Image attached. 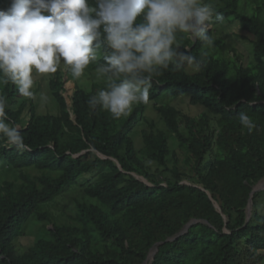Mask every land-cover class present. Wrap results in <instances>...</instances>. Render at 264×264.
Here are the masks:
<instances>
[{"label": "trees", "instance_id": "16d2710c", "mask_svg": "<svg viewBox=\"0 0 264 264\" xmlns=\"http://www.w3.org/2000/svg\"><path fill=\"white\" fill-rule=\"evenodd\" d=\"M212 6L251 37V61L225 54L221 42L210 48L178 34L180 50L203 59L201 70L170 66L153 78L149 102L135 105L126 118L91 111L87 100L102 83L84 86L71 75L70 108L60 68L39 80L47 85L45 94L34 92L38 100L0 83L9 120L31 148L0 149V162L14 174L0 183V264H142L158 242L148 264H264L258 211L264 190L253 194L246 223L253 186L264 178V0H216ZM95 67L87 68L93 77ZM180 97L201 114L172 106ZM149 108L165 129H153ZM241 111L256 124L251 134L239 122ZM141 123L149 130L139 131L138 143ZM191 219L200 221L166 241ZM42 230L47 235L32 244L19 243Z\"/></svg>", "mask_w": 264, "mask_h": 264}, {"label": "clouds", "instance_id": "9594fccd", "mask_svg": "<svg viewBox=\"0 0 264 264\" xmlns=\"http://www.w3.org/2000/svg\"><path fill=\"white\" fill-rule=\"evenodd\" d=\"M5 1L11 4L0 7V83H11L18 95L34 100V73L50 75L60 68L65 84L73 81L69 75L79 79L95 63L103 87L88 98V107L114 119L147 104L153 78L170 66L200 71L203 59L180 50L178 34L212 46L209 25L223 19L205 0ZM7 108L0 95V149L30 152ZM238 115L251 134L252 118L244 111Z\"/></svg>", "mask_w": 264, "mask_h": 264}, {"label": "rangeland", "instance_id": "374dc122", "mask_svg": "<svg viewBox=\"0 0 264 264\" xmlns=\"http://www.w3.org/2000/svg\"><path fill=\"white\" fill-rule=\"evenodd\" d=\"M205 2L210 3V4H215L216 0H205ZM11 3H6L5 0H0V7H6L8 8L10 6ZM215 26V27H214ZM209 25V31H212V39L214 41V43H218L221 42L222 46H223V52L229 56H233L234 54L237 56H240V61L241 62H248L251 61V50H252V42H251V37L247 36L248 38H244L243 36L245 35L244 32H242V30L240 29L238 24H235L231 19H223L220 22L216 23L215 25ZM190 38V37H189ZM191 39V38H190ZM214 47V45L209 46ZM95 65V63H94ZM89 69V66L87 67ZM85 69L84 72H86L85 77H83V75L78 79L79 81H81L83 83V85L85 86L84 83H89L88 86H91L90 83H95L98 82L96 77H93V73L91 72V70ZM190 68H188L187 70H189ZM91 74L89 76H87L88 74ZM48 75H38L34 73V82L35 84V88L32 89L34 92H38L41 94H45L46 90V83L42 81L41 85L37 84L40 83L39 80H46ZM100 83V82H98ZM2 84V83H1ZM74 82L71 81L68 83L64 84V92L63 95L66 98V101L69 102V107L71 108L72 106V96L74 94ZM38 93V94H39ZM18 95V94H17ZM18 97H21V95H18ZM183 97L174 99L171 101V105L182 110L183 112L191 115L192 117H198L199 114H201L202 112V108L200 107H191L188 102L186 101V99H181ZM39 98H36V100H38ZM47 99H42V103H45L46 105V101ZM20 101V100H19ZM18 101V103H19ZM38 103V102H37ZM40 104V103H38ZM44 105V106H45ZM48 110V109H47ZM45 111V110H44ZM146 117L149 121L153 120L154 123V127L153 129L155 131H157L158 129H165V124L163 123L161 116L152 108H149L147 110L146 113ZM211 123V127L215 128L216 124H214V122H210ZM143 129H147L149 130V126L145 123H141L138 126V134H135V140L138 141V143H141L142 138L140 136V132ZM171 149H176L177 146V142L175 139L171 138V140H169ZM179 156L182 158V154H179ZM14 174L13 173H8L6 168L3 167V164L0 162V183L7 181V180H14ZM139 176V175H138ZM142 177V176H140ZM184 182L189 183V180H184ZM148 183V182H147ZM264 190V189H262ZM261 190V191H262ZM258 211L260 212L261 215L264 216V193L261 194L260 198L258 199ZM50 228V227H49ZM47 235V232L45 230L39 231L37 236L35 235H27V236H23L20 237L18 239L19 243L22 245H30L32 244L33 241H35L38 237H44ZM264 254V252H262Z\"/></svg>", "mask_w": 264, "mask_h": 264}, {"label": "water", "instance_id": "95a60500", "mask_svg": "<svg viewBox=\"0 0 264 264\" xmlns=\"http://www.w3.org/2000/svg\"><path fill=\"white\" fill-rule=\"evenodd\" d=\"M99 156H100L101 158H107V156H104V155H102V154H100V153H99ZM118 165H119V164H118ZM135 175H136V177H137L138 179H140V180H142V181H144V182L147 183V180H145L143 177H140V176H138L137 174H135ZM263 179H264V178H263ZM263 179H262V180H263ZM260 182H261V181H259L257 184H255V185L253 186L252 193H251V197H250V199H249V204H248V206L246 207V214H247V217H246V223L250 220V217H251V214H252V206H253L252 198H253V194H254L256 191H259V190L264 189V186H259ZM185 183H186V182H185ZM201 188L203 189V187H201ZM208 193H209V196L212 198L210 192H208ZM215 206H216V208L218 209V211L221 212L220 206H219L216 202H215ZM225 219L227 220V217H225ZM199 221H200V220H198V219H191V220H190V221H189V222H188V223L182 228V230H180L178 233H176V234L173 235L172 237H169L168 239H166V241L173 240V239H175L177 236H179L180 234L185 233L191 225H193V224H195V223H197V222H199ZM227 221H228V220H227ZM204 222H206V221H204ZM162 243H163V242H158V243H156V244L151 248V250H150L149 253H148L147 259H146L142 264H148V261H149V260L152 261V260L154 259L155 253H156L157 250H158V246H159L160 244H162Z\"/></svg>", "mask_w": 264, "mask_h": 264}, {"label": "bare ground", "instance_id": "6f19581e", "mask_svg": "<svg viewBox=\"0 0 264 264\" xmlns=\"http://www.w3.org/2000/svg\"><path fill=\"white\" fill-rule=\"evenodd\" d=\"M259 186H264V179H263V180H261V182H260Z\"/></svg>", "mask_w": 264, "mask_h": 264}]
</instances>
